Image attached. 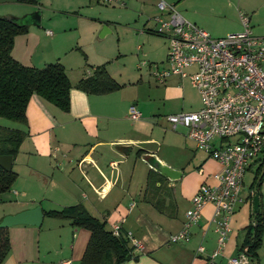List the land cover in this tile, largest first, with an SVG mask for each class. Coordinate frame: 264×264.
<instances>
[{"label": "crops", "instance_id": "obj_1", "mask_svg": "<svg viewBox=\"0 0 264 264\" xmlns=\"http://www.w3.org/2000/svg\"><path fill=\"white\" fill-rule=\"evenodd\" d=\"M157 2L151 15L143 21L148 30L156 27ZM168 2L174 4L189 21L222 36L242 31L240 15L245 14L258 24L257 36L264 37V0ZM41 4V0L27 3L31 6L27 13L34 12ZM81 8L84 12L80 7L72 12L74 19L67 22L55 19L56 22H49L47 27L42 24L41 14L38 25L31 23L28 32L17 35L14 40L11 52L14 59L35 68L59 61L66 68L72 88L68 112L37 94L32 95L28 103L27 125L20 124V129L27 130L28 135L12 165L17 173L13 184L16 198L9 209L0 210V222L7 215L36 206L42 208L43 220L40 226L19 224L8 227L11 252L3 264H62L67 260L71 264H81L90 231L73 226L69 220L44 214V211L75 204H83L93 216L106 221L110 229L115 223L122 224L125 232H131L143 243V251L125 264H208L210 256L218 249L213 204L204 206L199 221L190 227L188 241L171 242L169 238L184 227L186 213L192 207V198L199 187L204 183L215 184L212 175L222 166L208 153L195 154L194 166H186L170 162L147 147L157 144L152 135L153 121L143 117L130 119L129 108L131 105L137 107V101L124 92L123 71H113L112 68L114 61L119 62L123 53L120 49L117 53L113 49L109 51L103 44L98 50L96 48L98 41L113 32V26L107 17L91 11L92 6ZM164 39L168 52V41ZM166 60L167 55L162 66ZM100 65H105L108 73L122 87L107 94H90L79 89L77 83ZM181 89L179 87V94ZM3 127L8 126L0 125V129ZM135 147H139L137 156L148 168L142 174L137 173V160L131 157ZM157 161L181 172V176L173 180L163 175L165 182L162 188L156 196L152 193L148 196L147 175L149 170L158 172ZM135 176L140 182L139 189L132 185ZM255 191L250 188L247 195L242 193L246 201L232 215L226 243L213 259L214 264H227L229 258L238 254L244 229L252 222ZM259 195L264 212L263 188H260ZM159 201L160 208L156 207ZM2 202L0 199V204ZM200 245L204 247L202 253L198 252ZM248 264H253L250 258ZM259 264H264V235L259 249Z\"/></svg>", "mask_w": 264, "mask_h": 264}, {"label": "built area", "instance_id": "obj_2", "mask_svg": "<svg viewBox=\"0 0 264 264\" xmlns=\"http://www.w3.org/2000/svg\"><path fill=\"white\" fill-rule=\"evenodd\" d=\"M96 1L112 4L115 0ZM157 8L154 31L167 39L168 52L165 65L153 73L161 83L172 75L188 79L201 100L199 110L171 114L167 119L174 130L183 126L196 148L222 166L212 175L215 184L199 187L184 227L169 241H188L190 227L199 221L204 206L213 204L218 249L208 264H214L213 259L226 243L232 215L246 201L242 195L245 173L253 165H264V37L252 32L245 14L240 15L242 31L215 37L186 19L174 4L158 0ZM128 113L131 120L142 117L135 105L130 106ZM121 228L122 224H113L112 233L119 236ZM127 237L133 254L141 253L143 243L131 232ZM198 252H204L202 245ZM248 263L247 247L227 262Z\"/></svg>", "mask_w": 264, "mask_h": 264}, {"label": "rangeland", "instance_id": "obj_3", "mask_svg": "<svg viewBox=\"0 0 264 264\" xmlns=\"http://www.w3.org/2000/svg\"><path fill=\"white\" fill-rule=\"evenodd\" d=\"M156 2L157 0L152 2L120 0L114 4H104L98 3L96 0H41L42 4L36 7L34 12L27 13L31 9L27 3L0 0V16L33 18L35 13L39 12L40 16L43 14V26L47 27L49 22L51 24L56 22L55 19L63 22L74 19L72 12L79 7L81 12H84L81 7L86 5L92 6L93 10L91 11L107 17L113 26V32L98 41L96 48L98 50L100 44H103L109 51L113 49L117 53V50L120 49L123 53L121 60L114 61L112 68L113 71H123L124 76L121 81L126 83L125 94L137 101V108L141 111L143 119H152L153 121L154 132L152 135L157 140V144L147 145V147L152 148L160 157L170 162L194 166L195 154L200 155L206 152L195 149L183 126H179L175 130L172 129L167 117L181 111L199 110L201 108L200 95L188 79L172 75L164 83H161L153 73L157 67H162L167 55V42L163 36L155 33L154 26L152 30L143 26L144 18L151 15ZM81 3L84 4L81 5ZM150 24L153 25L154 22L151 21ZM250 27L252 32L258 35V24L254 19L250 20ZM209 33L215 37L223 35L212 31ZM179 87L182 88L181 94H179ZM0 125L20 128L19 123L4 117H0ZM142 146L145 147V145ZM138 149L139 147L133 148L131 157L133 160H137V173L141 172L142 174L148 171V168L137 156ZM190 168L195 170L193 167ZM263 171L264 165H253L251 169L247 170L244 176L243 195L248 194L251 185L255 182V177L258 179ZM136 177L132 181V185L138 188L140 182L136 180ZM260 188L264 190V180ZM13 190L14 186L9 191L0 192V199L3 200L0 210L9 209L12 206V202L16 198Z\"/></svg>", "mask_w": 264, "mask_h": 264}, {"label": "trees", "instance_id": "obj_4", "mask_svg": "<svg viewBox=\"0 0 264 264\" xmlns=\"http://www.w3.org/2000/svg\"><path fill=\"white\" fill-rule=\"evenodd\" d=\"M36 3L37 0H20ZM32 20L25 16H0V117L7 118L24 126L27 125L26 109L32 95L37 94L52 103L63 112L70 110V90L72 84L66 68L59 61L46 64L42 68L21 64L11 55L17 35L27 33ZM77 87L90 94H107L119 90L120 85L107 71L105 65L96 66L93 72L82 78ZM28 131L20 128L3 127L0 129V155L18 154L22 141ZM259 173V170L257 171ZM251 185L259 193L264 180V171ZM17 179L13 169L8 171L0 166V192L9 191ZM165 177L149 170L146 191L151 195L164 185ZM160 183V186L156 184ZM160 208V201L156 202ZM50 217L69 220L75 227L90 231V237L81 259V264H125L137 256L132 252L127 233L122 228L115 236L107 222L93 216L83 204H75L62 209L44 211ZM264 235V212L260 207L252 213V222L244 229V239L238 253L247 247V254L253 264H259V249ZM11 252L8 227L0 226V264H3Z\"/></svg>", "mask_w": 264, "mask_h": 264}, {"label": "water", "instance_id": "obj_5", "mask_svg": "<svg viewBox=\"0 0 264 264\" xmlns=\"http://www.w3.org/2000/svg\"><path fill=\"white\" fill-rule=\"evenodd\" d=\"M40 22L39 12L35 13V16L32 18V24L38 25ZM13 165V156L12 155H0V166L4 169L10 171L12 170ZM157 171L169 179H177L181 176V172L174 170L173 168L157 161L155 163ZM253 212L257 213L260 210L261 202L259 193L254 194L253 196ZM43 220V211L40 206H36L31 209L23 210L13 215L5 216L0 222L2 227H10L13 225L19 224H31L40 226Z\"/></svg>", "mask_w": 264, "mask_h": 264}]
</instances>
